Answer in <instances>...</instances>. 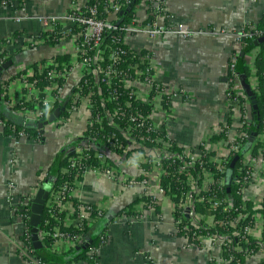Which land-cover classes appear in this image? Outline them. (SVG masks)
I'll list each match as a JSON object with an SVG mask.
<instances>
[{"label": "built area", "instance_id": "2783aa9c", "mask_svg": "<svg viewBox=\"0 0 264 264\" xmlns=\"http://www.w3.org/2000/svg\"><path fill=\"white\" fill-rule=\"evenodd\" d=\"M88 2L89 0H70L62 17H40L39 20H48L49 22L50 27L44 32L45 37H48L51 33L58 34V42L56 43L58 44V52L48 60L38 63L31 72L21 73L18 76L23 91L17 95L9 97L6 91L7 86L5 84L1 85V89H3L2 97L5 96L7 105L17 112L21 125L35 124L38 127V124L45 120L47 115L64 101L65 107L60 116L54 120V123L63 126L74 122L75 125H78L76 126V135L73 134L75 135L73 142L65 147L66 155L75 154L74 157L70 158L68 165L69 168L75 170L73 179L70 181L65 180L58 185H53V182L50 183L44 208L47 207L49 218L53 219V225L49 230L38 227V239L42 244V240L46 236L51 238L52 242L45 247L50 254L75 250L88 242V233L71 234L62 229L64 227L79 226L83 221L90 227L98 217L103 216L105 213L102 207L87 204L77 199L75 191L81 186L80 180L88 174H97L109 180H119L117 166L119 162L126 163L130 154L141 155L143 162L151 166L150 171H142V175L146 179L141 182L146 185L147 189L143 196L149 197L151 202L155 203L158 201L156 198L162 194L172 199L169 186L167 189L162 187L161 177L167 174V170L163 166V159L173 158L179 161L177 171L185 175L184 184L187 187L177 202L172 199L175 213L174 231L185 238L187 246L196 245L195 241L201 243L205 237L219 244L224 261L228 264L232 260L229 252L232 249L235 251L242 250L240 245H231L232 238L239 234L250 235L253 228L259 225L263 226L264 215L259 209L262 206L260 204L264 197L260 203L256 204V207L254 204L252 211L239 212L230 219L222 217L216 220L214 213L195 211V203L202 204L204 202L201 192L208 190L214 177L210 172H205L203 169L193 175L191 169L195 167L196 163L202 164V160H205L214 164L215 168L226 174L225 178L220 181L221 184L229 182L236 184L239 180L232 177L230 163L237 157L236 161L240 163L239 170L244 171L243 183L238 189L242 208L244 209V203L247 200L243 195L247 184L256 185L264 191V149L258 148L257 153L252 154L251 143L253 140L249 141L252 134H249L245 129L249 126L248 123L251 120L252 104L245 92H241L239 88L235 87V83L239 82V74L235 70V60L239 51L232 53L229 58L228 71L230 77H228V81L229 84H233L231 88L228 86L224 94V111L219 118V122H217L215 130H208L207 136L195 147L178 146L169 138V119L174 105L184 100L183 97L185 96L181 88L167 86L161 81L157 74V72H161V67L154 56V49L155 42L160 36L171 31L183 32V34L187 32L168 25L165 0H140L135 5L133 19L130 23L121 27L113 23V20H115L116 14L121 8L130 0H106L104 7L106 17L104 19L98 17L97 5L94 3L88 6ZM108 30H121L123 32L122 42L128 47V52L132 57H138L137 62L128 63L124 68L114 66L115 63L124 62L122 59L124 51L108 44L102 46L101 36L104 31ZM219 33H225V30H220ZM233 33L241 47L244 38L255 41L257 38L264 36V29H258L254 24H247L236 28ZM41 34L26 38L27 43L36 45L44 42L45 38H40ZM8 39L9 42L4 46V50L13 47L15 43L14 37ZM139 39L142 40L139 41ZM114 40L115 38H112L113 42ZM258 50V47H255V54H249L247 60L250 68L247 80L251 81L249 83L252 90L257 86L254 57ZM64 55L68 56L67 60L59 59ZM104 62L106 63L105 67L101 66ZM43 72L50 82L40 88L37 86V78L32 76ZM88 74H92L95 80L99 74H103L101 80L108 85L114 76L121 77L124 87L129 89V96H134L150 106V112L145 115L138 109H133L130 101H125V110L118 106L114 114H108L107 112L108 121L112 122V117L116 116L126 122V129L123 133L126 136L125 144L113 139L115 138L114 133L94 135L91 139L85 137L84 132L89 126L101 124L104 119L102 112L93 109L94 105L91 102L93 89H89L90 91L87 93L83 92L84 86L91 87L88 80L84 78ZM82 79H84L83 86L80 83ZM232 92H234V97L231 95ZM113 98L116 99L117 95H114ZM164 99L167 100L169 105L167 108L163 106ZM160 109L163 112L162 115ZM249 114L250 118L248 119ZM262 124L264 126V116ZM3 125L4 122L0 119L2 128ZM232 126L235 129L230 131ZM48 128L49 123L37 129L43 136ZM133 130L155 133L152 141L156 142V146L148 147L136 141L133 135H130L134 132ZM159 132H163V135H159ZM213 135L223 136L215 140L212 139ZM8 136L16 145L18 139L26 137V134L23 131L18 133L12 131ZM256 136L259 142L264 141V130ZM142 138H140V141H143ZM34 140L39 141L40 139ZM174 145L181 147L182 151H172L171 146ZM199 145L200 147H198ZM115 148H121L122 153H116ZM217 150H220V152L216 153ZM15 154L14 151L11 152V162L16 158ZM90 157L96 159L98 165L88 164L83 166V163ZM66 170L62 169V172ZM198 180H200V184ZM134 182L135 180L132 179L127 184ZM5 186L10 208L23 226L21 241L16 246L18 252L24 260L28 261V264H45L31 253V247L27 241L30 228L27 227L26 220L30 218V200L34 194L17 195V189L12 180H8ZM69 198L76 200V202L73 203ZM232 200L230 194H226L221 199L216 197L211 200L208 199L209 207H207V210H214L219 205H223V210H228L232 207ZM145 208L150 212L155 211L152 204L146 205ZM93 211H95V214H92ZM60 213L63 214L62 217L59 216ZM122 214V217L126 216L125 212ZM107 215L114 216L111 213ZM248 215L252 217L253 221L250 226L244 227L241 231L240 224ZM206 216L213 218L211 224H206ZM184 217H186V220ZM218 226L222 230H231L230 232L214 231ZM100 238H102L101 242L87 251V255L90 257L97 256L99 245L106 240L104 234ZM259 243L262 244V241H259ZM224 254L228 257L225 258Z\"/></svg>", "mask_w": 264, "mask_h": 264}, {"label": "crops", "instance_id": "0c3cea01", "mask_svg": "<svg viewBox=\"0 0 264 264\" xmlns=\"http://www.w3.org/2000/svg\"><path fill=\"white\" fill-rule=\"evenodd\" d=\"M69 2L25 0L21 3L11 0L8 4L0 3V40L19 33L14 38L13 47L5 50L12 63L1 74V85L8 81L6 91L9 97L23 91L18 78L21 73L31 72L38 63L58 52V44L41 42L30 45L26 38L47 31L50 27L48 20L39 18L62 17ZM165 2L168 25L187 32L171 31L155 42L154 56L161 67V72L157 74L165 85L181 88L185 96L184 100L173 104L169 138L178 146L195 147L207 136L208 130H215L224 111L223 98L229 86V58L241 49L233 32L247 24L257 25L264 17V0ZM220 30H225V33H219ZM249 54L254 55V49L246 55L247 59ZM33 63H37L35 67ZM235 87L244 91L240 82L235 83ZM1 92L3 94V89ZM0 101L2 114L16 123L20 122L17 112L7 105L5 99L1 97ZM61 107H65V101L57 108ZM159 111L162 115L161 109ZM54 120L49 122V128L39 141L21 137L16 145L0 126V264H25L16 248L21 241L23 226L10 208L5 183L12 180L19 196L35 194L43 186L46 171L56 155L73 142L77 133L78 125L74 122L62 126ZM52 124L55 126L52 127ZM233 129V126L230 127V131ZM12 151L16 153V158L11 162ZM128 156L126 163L119 162L117 166L119 180L88 174L81 178V186L75 191L81 202L102 207L105 211L88 230L89 238L104 233L106 239L99 245L97 260L93 264H226L221 246L206 237L198 245H186L185 238L174 231L173 201L165 194L156 198L159 213L146 210L143 202H139L135 206L138 215L126 214L122 217L121 211L146 193V185L141 182L146 179L142 171L147 172L151 168L143 162L141 155ZM132 179L135 182L127 184ZM243 192L252 209L264 197V191L256 185L247 184ZM109 213L114 214L111 221L107 220ZM205 222L211 224L213 218L206 216ZM263 231L264 225L250 231V236L258 243L262 241V244L259 243L255 253L246 256L244 264L264 262ZM67 252L53 255L61 256ZM53 264L89 263L78 259Z\"/></svg>", "mask_w": 264, "mask_h": 264}, {"label": "trees", "instance_id": "16d2710c", "mask_svg": "<svg viewBox=\"0 0 264 264\" xmlns=\"http://www.w3.org/2000/svg\"><path fill=\"white\" fill-rule=\"evenodd\" d=\"M19 2L23 3L25 0H18ZM140 0H130V2L126 3L121 10L116 14L115 20H113V23H115L117 26L121 27L124 26L133 19L134 17V8L135 5ZM10 3L11 0H0V3ZM97 5V12L99 18H105L106 14L104 12V7L106 4V0H89L88 6ZM258 29H264V17L257 23ZM19 35L18 32L13 33L12 37H17ZM46 34L42 33L40 35V38H45V43L49 45H55L58 40V34L51 33L48 37H45ZM122 36L123 32L121 30H108L104 31L101 38H102V46L105 44H108L109 46L117 47L118 49L121 48L123 50L124 54L122 55V59L124 62H118L115 63L114 66L119 68H124L128 65V63L137 62V56L132 57V55L128 52V47L122 42ZM112 38H115L114 42L112 41ZM9 42V39H2L0 40V63H4L11 59V56H6V51L3 49L4 46ZM255 47H258V51L254 57V66H255V74L257 77V86L252 90V96L254 99V105H256V108H253L251 105V120L248 123L249 126L245 128L249 134H255L253 141L251 143V152L252 154L257 153L258 148L264 149V141L259 142L257 140L258 134L264 130V126L262 124V118L264 116V41L258 44L257 46L254 45V41L250 38H244L242 40V46L240 51L238 52V55L236 56L235 60V70L236 72L240 74H245L246 76L250 73V68L247 64V58L246 55L250 53ZM243 52V55H240V53ZM234 53V52H233ZM59 59L67 60L68 56L64 55L59 57ZM37 63H33V67L36 66ZM101 66L105 67L106 63H102ZM103 74H99L95 80V77L92 76V74L86 75L84 78L88 80L91 85V87H83V92L87 93L90 90L93 89V94L91 95V102L94 105L93 109L94 111H100L104 114V119L102 120L101 124H93L92 126H89L87 130L84 132L85 137H88L91 139L94 135H109L114 133L115 138L119 142L125 144L126 143V136H124V132L126 129V122L124 120L118 119L116 116L112 117V122L107 120V115L109 113L114 114L115 110L118 106L120 108L124 107L125 101H130L133 109H138V111L142 112L143 114H148L150 112V106L146 105L145 103L141 102L139 99L135 98L134 96H129V89L125 88L122 82V78L118 76H114L110 80V84L108 85L105 81L101 80ZM33 78H37V86L38 87H44L49 84V79L45 76V73L41 74H34L32 76ZM228 77H230V72L228 71ZM84 79L81 80L82 86L84 85ZM8 81L4 82L3 84L7 85ZM233 83L229 84V88H231ZM2 95V92H1ZM114 95H117V98L114 99ZM232 97H234V92L231 93ZM2 97V96H1ZM2 98L5 99V96ZM1 102V101H0ZM163 106L167 108L169 105L167 103V100H163ZM108 112V114H107ZM63 115H65L63 113ZM0 119L4 122L3 125V133L5 135L11 134L12 131L18 133L19 131H23L26 134V137L29 139H41L42 135L38 131L37 125L27 124L26 126L21 125L20 123H16L15 120H10L6 118L4 114H2L0 109ZM130 135H133L134 139L136 141H139L142 145L148 147L156 146V142L152 141V138L155 137V133H146L144 130L141 132H137L136 130H133ZM163 132H159V135H163ZM144 136V138H142ZM151 136V137H150ZM223 136V135H222ZM222 136L220 135H213L212 139H219ZM149 137V138H147ZM142 138L143 141H140ZM172 142V141H171ZM200 147V145L198 146ZM172 151L180 152L182 151L181 147L178 146H171ZM114 151L116 153H122L121 148H115ZM75 154H65V149L60 151L50 167L46 171V176L43 180V186L46 190L49 188L50 183L53 182V185H58L63 181H70L73 179V175L75 170L73 168H69V160L71 157H74ZM202 164L196 163L195 167L191 169V173L195 175L197 171L203 169L205 172H210L214 179L213 183L209 185V188L206 192H201V195L204 197V202L202 204L195 203V211L199 213H214L215 219L218 218H226L230 219L236 216L239 212L248 211L252 209V205L249 201H245L244 203V209L242 208V202H241V196L239 193V186L243 183V176L244 171L239 170V161H236L233 166H231L232 169V177H236L239 182L238 183H225L221 184L220 181L225 178L226 174L224 172H220L219 169L215 168L214 164L208 163L205 160H202ZM205 161V162H204ZM88 164L92 165H98L96 159L90 157L86 162L83 163V166H86ZM231 164V163H230ZM179 165V161L173 158L170 159H163V166L167 170V174L163 175L161 177V185L164 187V189H167L169 186L170 191L172 193V199L174 202H177L180 196L182 195V192L187 189L186 185L184 184L185 181V175L178 173L177 166ZM62 169H67L66 171L62 172ZM80 169V168H79ZM228 181V180H227ZM198 183L200 184V180H198ZM226 194H230L233 198L232 200V207L228 210H223V205H219L214 210H207V207H209L208 199L213 198H224ZM70 201L73 203L76 202V200L69 198ZM139 202H143V206H146L148 204H152L154 206V210L156 213H159L160 207L157 203L151 202V199L146 196H141L138 198H135L127 207H125L121 213L125 212L126 214L130 215H138V212L136 211V204ZM93 207V206H92ZM246 207V209H245ZM94 210V207H93ZM262 214L264 215V199L262 201V206L259 209ZM26 212V211H25ZM29 212V210H28ZM92 214H95V211L92 212ZM60 217L63 216L62 213L59 214ZM186 220V217H184ZM253 219L250 215L246 216L244 220L241 222L240 227L241 231L244 227L250 226ZM26 225L28 228L29 226V220H26ZM53 225V219L49 218V214L47 212V207L44 208L42 215H41V221L39 224L40 229L49 230V228ZM264 225V224H263ZM63 230H67L71 234L81 233L86 234L88 233L89 227L86 225L85 221H83L79 226H70V227H64ZM229 229V228H228ZM217 230L219 232H230V230H222L221 228L216 227L214 231ZM203 232V231H201ZM191 233V232H190ZM104 234V233H103ZM239 234L232 238L231 245H240L242 247L241 251H235L232 249L229 252V255H231L232 260L228 262V264H244V260L247 255L253 254L257 251V249L260 247L258 240L251 237L249 234L243 235ZM102 235H98L95 237H90L91 243L88 247H85L83 249L79 250H71L68 251L65 254H62L61 256L50 254L46 251V246H48L52 240L50 237H45L44 240H42V246L41 248L34 249L31 241V235L28 234L27 241L30 244L31 247V253L38 258L42 263L45 264H53L57 262H71L72 260H78L83 259L86 260L89 264L95 263L96 257H90L87 255V251L91 247H96L100 242V238ZM263 244H264V231L262 235ZM191 241V240H190ZM194 242V241H193ZM196 245L200 244L198 241L194 242ZM224 257L227 258L224 254ZM256 264H264V262L256 263Z\"/></svg>", "mask_w": 264, "mask_h": 264}, {"label": "water", "instance_id": "95a60500", "mask_svg": "<svg viewBox=\"0 0 264 264\" xmlns=\"http://www.w3.org/2000/svg\"><path fill=\"white\" fill-rule=\"evenodd\" d=\"M264 41V36L257 38L254 41V45L257 46L261 42ZM240 55H243V52L240 53ZM12 61L8 60L2 64H0V99H1V74L3 70L7 69L11 65ZM239 82L241 84V87L243 88L246 96L249 98L252 107L256 108V105H254V99L252 94V89L249 86V83L247 81V77L245 74L239 75ZM63 110V108H56L52 113L48 114L46 119L43 120L41 123L38 124L39 128H42L44 125L48 124L49 122H53V120L60 114V112ZM19 123V122H18ZM255 134H252L249 138V141L253 140ZM238 158L235 157L232 162L231 166L234 165ZM48 191L44 187H39L34 196L30 200V218H29V225H30V235H31V241L34 249L41 248L42 244L40 240L38 239V227L41 221V215L44 209V205L47 199ZM112 217L108 216L107 220L111 221ZM91 243V239L88 240L85 244H83L80 247H77L76 250L83 249L85 247H88Z\"/></svg>", "mask_w": 264, "mask_h": 264}, {"label": "rangeland", "instance_id": "374dc122", "mask_svg": "<svg viewBox=\"0 0 264 264\" xmlns=\"http://www.w3.org/2000/svg\"><path fill=\"white\" fill-rule=\"evenodd\" d=\"M51 126L53 127V126H55V124H52ZM221 141H222V140H221ZM219 152H220V150H219V151H218V150L216 151V153H219ZM24 262H25V264H28V263H27V262H28L27 260H24Z\"/></svg>", "mask_w": 264, "mask_h": 264}]
</instances>
